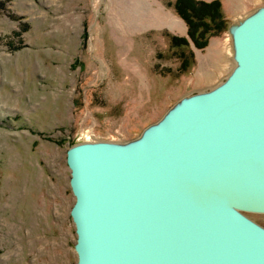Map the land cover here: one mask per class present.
Returning <instances> with one entry per match:
<instances>
[{
    "label": "rangeland",
    "instance_id": "obj_1",
    "mask_svg": "<svg viewBox=\"0 0 264 264\" xmlns=\"http://www.w3.org/2000/svg\"><path fill=\"white\" fill-rule=\"evenodd\" d=\"M175 0H0V264H76L66 150L129 145L233 68V24L264 0H219L225 29L180 72ZM211 1V0H205ZM264 227V213L243 212Z\"/></svg>",
    "mask_w": 264,
    "mask_h": 264
},
{
    "label": "water",
    "instance_id": "obj_2",
    "mask_svg": "<svg viewBox=\"0 0 264 264\" xmlns=\"http://www.w3.org/2000/svg\"><path fill=\"white\" fill-rule=\"evenodd\" d=\"M233 68L135 142L66 150L76 264H264V6Z\"/></svg>",
    "mask_w": 264,
    "mask_h": 264
},
{
    "label": "trees",
    "instance_id": "obj_3",
    "mask_svg": "<svg viewBox=\"0 0 264 264\" xmlns=\"http://www.w3.org/2000/svg\"><path fill=\"white\" fill-rule=\"evenodd\" d=\"M173 7L186 24L187 37H171V47L179 60V71L184 72L194 61L192 43L197 48L207 45L211 35L225 29L221 2L219 0H175Z\"/></svg>",
    "mask_w": 264,
    "mask_h": 264
},
{
    "label": "bare ground",
    "instance_id": "obj_4",
    "mask_svg": "<svg viewBox=\"0 0 264 264\" xmlns=\"http://www.w3.org/2000/svg\"><path fill=\"white\" fill-rule=\"evenodd\" d=\"M239 21H241V19ZM238 22H236L235 24H233L231 28H233ZM232 52H233V50H232Z\"/></svg>",
    "mask_w": 264,
    "mask_h": 264
}]
</instances>
